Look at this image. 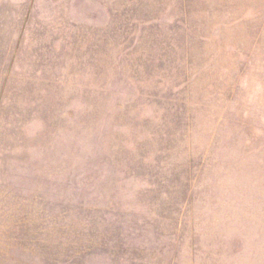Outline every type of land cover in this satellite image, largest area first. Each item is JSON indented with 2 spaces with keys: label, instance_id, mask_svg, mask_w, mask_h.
<instances>
[{
  "label": "rangeland",
  "instance_id": "374dc122",
  "mask_svg": "<svg viewBox=\"0 0 264 264\" xmlns=\"http://www.w3.org/2000/svg\"><path fill=\"white\" fill-rule=\"evenodd\" d=\"M0 264H264V0H0Z\"/></svg>",
  "mask_w": 264,
  "mask_h": 264
}]
</instances>
